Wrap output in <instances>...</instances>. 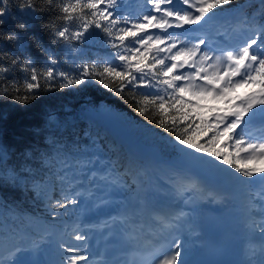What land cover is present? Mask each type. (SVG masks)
I'll return each instance as SVG.
<instances>
[{"label": "snow or ice", "instance_id": "6c2138e0", "mask_svg": "<svg viewBox=\"0 0 264 264\" xmlns=\"http://www.w3.org/2000/svg\"><path fill=\"white\" fill-rule=\"evenodd\" d=\"M48 2L51 4L53 0ZM146 3L153 14H143L135 19L118 13L121 0H68L62 3L59 12L63 15L57 18L66 23L62 30L57 28L51 33V43H63L75 53V44L93 42L98 31L106 37L105 44L115 50L112 58L74 63L76 72L69 75L57 70V59L43 49L51 66L43 72H30V81L24 84L25 95L9 97L0 94V100L10 98L21 106L34 102L39 97L41 76L51 85L49 90H55L57 85L61 90H68L89 83H97L119 94H123L129 86L130 90H154L138 97L134 93V107L141 116L149 112L157 115V125L170 134L175 133L171 139L179 155L194 167L216 174L226 171L229 173L227 180L235 186L249 191L258 186L260 198L264 200V166H256L264 164V25L254 28L242 44L216 55L213 50L202 47L207 45L204 37L188 46L185 40L169 30L184 29L186 36H192L210 27L218 11L233 4L234 0H146ZM20 11L29 14L28 19L18 24L24 30L38 9L29 2L21 5ZM6 14L5 9L0 7V25L5 23L3 17ZM74 20L79 24L73 29L68 24ZM6 38L18 49L24 48L23 41L16 34H7ZM7 71L0 67V73ZM253 86L258 91L230 96L239 89ZM206 100L224 101L228 107H206L201 103ZM205 112L210 115H203ZM253 127L259 135L249 139L251 133H246V129ZM97 163L103 165L104 161L81 159L77 161L75 174L64 172L60 176L61 198L55 203L52 202L54 195L51 188L35 185L37 194L48 202L53 219L66 214L69 206L77 207L82 199L92 197L90 191L85 192L81 187L85 178L89 183L98 179L111 186L120 185L111 171L99 175L94 169L88 171ZM0 178L19 182L14 173L3 170H0ZM108 203L105 199L94 205L100 207ZM261 212L264 213V205ZM187 217L188 214L183 211L169 219L158 217L163 225L160 239L137 264H187L184 241L169 231L177 225L183 227L187 224L191 228ZM126 219V215L121 213L112 216L110 221L105 220L103 226L111 229ZM35 227L41 228L39 222ZM260 227L264 231V219ZM28 236V233L6 234L3 237L4 247L0 250V264H16L18 254L31 250L29 245L32 242L26 239ZM68 236L75 243L61 239L57 244V254L62 255L54 264H94L86 255L88 236L79 224Z\"/></svg>", "mask_w": 264, "mask_h": 264}, {"label": "trees", "instance_id": "16d2710c", "mask_svg": "<svg viewBox=\"0 0 264 264\" xmlns=\"http://www.w3.org/2000/svg\"><path fill=\"white\" fill-rule=\"evenodd\" d=\"M29 2L35 4L38 12L28 20L29 26L21 30L18 24L28 19L29 14L22 13L20 6ZM66 2L0 0V7L7 13L3 17L5 23L0 25V67L9 70L0 73V94L9 97L26 94L24 84L30 81V72H43L51 66L43 49L57 59V70L69 75L76 72L74 63L112 58L115 50L105 44L106 37L98 31L93 42L75 44V53L63 43H51V33L57 28L62 30L66 23L57 18L62 17L59 7ZM237 9L242 10L238 28L251 30L264 25V0H234L217 14ZM78 24L74 20L68 26L74 29ZM10 33L23 41V49L8 42L6 37ZM39 84V97L34 102L21 106L10 98L0 100V170L19 178L18 183L0 178V243L5 242L6 234L28 233L34 242L43 244L53 229L69 221L75 207L69 206L66 214L53 219L48 202L37 194L35 185L51 188L55 203L61 198L60 176L64 172L75 174V166L81 159L111 165L124 177L130 196L138 194L148 182V175L144 172L142 176L140 172L146 159L129 158L120 136L130 138L144 151L155 152L163 161L183 160L171 139L175 133L161 129L156 123L157 115L149 112L141 116L134 107L133 94L138 97L150 90H130L129 86L119 94L97 83L68 90L57 85L55 90H49L51 85L43 76ZM36 222L40 229L35 227Z\"/></svg>", "mask_w": 264, "mask_h": 264}, {"label": "rangeland", "instance_id": "374dc122", "mask_svg": "<svg viewBox=\"0 0 264 264\" xmlns=\"http://www.w3.org/2000/svg\"><path fill=\"white\" fill-rule=\"evenodd\" d=\"M117 11L121 16L128 15L129 18H136L137 14L139 12H141L143 14H153L151 12L150 5H148L146 3V0H121V4H120ZM214 20H216V17ZM215 26L216 25H214L212 23L210 27L214 28ZM172 30L173 29H170L169 31L171 32ZM152 31L156 34L166 35V33H160L159 30H152ZM225 32L228 33V31H225ZM240 34H243V32H240ZM256 91H258V89H256ZM202 102H204V101H202ZM224 105H225V107H228V105L226 103H224ZM162 166L163 167H161L160 169H157L156 171L152 170L151 181H150V184L148 187H154L167 199L177 201L176 202L177 208H175V209L181 208V210L185 213L190 208L194 207L196 204L199 203L200 197L205 192L204 186L206 184L201 185L200 183H205V181H212V179H214L213 176L210 174L211 172H209L207 169L194 167L185 158H183L182 163L176 164L173 167L168 166V164L162 165ZM156 167H158V166H156ZM91 170H92V168L88 169V171H91ZM95 171L97 173H100V174H103V173L107 174L109 171H111L112 175L117 177V174L109 168L104 169V170H95ZM213 183L214 182H212V184ZM91 186L93 188L98 189V191H96V194H95L96 197L100 193L105 191V190H103V191H99V190L106 189L109 187H112L118 193L123 192L121 185L111 186L108 183L99 181L98 179H94L91 182ZM81 187H82L83 191H86V189L84 188L83 185H81ZM210 188H212V186L208 187V191H206V194H208V195L211 193ZM247 190L248 189H246L244 187L242 188V190H240L242 192V194L244 193L243 195L246 198L249 197ZM143 191H142V193H143ZM120 198H121V196H119L117 200H119ZM188 198L192 199L194 201V204L193 203L192 204L186 203L189 200ZM78 199H79V197H78ZM135 201L139 202L138 197H131L130 199H126L124 197V202L122 203V209H123L122 211H123V213L129 212L130 214H129L128 218H130V220L133 223H138V222H140V219H142V215L139 212L140 210L135 212V209L131 208L132 203ZM83 202H84V199H83ZM139 204H141V202ZM80 205H82L81 202H80ZM88 209L89 208L87 207V205L85 207L82 205L81 208H79V210H77V213L75 216V217H79L77 223L83 222L85 220V219H83L84 217L82 218V212L84 210L87 211ZM101 211H102V209H101ZM72 224H73V220L69 223L70 227L72 226ZM70 232H72L71 228L70 229L69 228L59 229L55 232L56 233L55 235L51 236V238H52L53 242H58L61 239H63V240L68 241L70 243H75V241L69 240L68 237L65 238V235L66 234L68 235V233H70ZM260 239L263 240L264 236L260 237ZM88 242L89 241H87V244H86V251H90ZM3 247L4 246L0 245V249H3ZM29 247H30V249L33 248L34 251H36L37 255L40 257V258H37V261H39L40 259L44 260V258H46V251H45V249H43V247L38 248L35 245H33L32 243L29 245ZM48 249H55L54 251H57V245L55 243L48 244ZM30 255H34L33 252L31 254L30 253H28V254L20 253L17 255V257L15 259L19 258L20 264H25V262H26L25 257H28ZM37 261L35 260L34 263L39 264V262H37ZM50 264H54V262H51Z\"/></svg>", "mask_w": 264, "mask_h": 264}, {"label": "bare ground", "instance_id": "6f19581e", "mask_svg": "<svg viewBox=\"0 0 264 264\" xmlns=\"http://www.w3.org/2000/svg\"><path fill=\"white\" fill-rule=\"evenodd\" d=\"M243 32H246L247 31V29L246 28H243V30H242ZM185 32H183V36H185ZM248 37V36H247ZM127 155H130V154H127ZM221 167H223V166H221ZM100 173H98V175H99ZM212 176H213V178L214 179H212V181H205V183H200L201 185L203 184V185H205L204 187H205V189H204V191H207V187H209L211 184H212V182H214L211 186H214V187H218V188H226V190H232L233 191V193L235 194L234 196H233V204H235L236 205V207H237V209H238V211H236L237 213L239 212V214L240 215H242L243 216V218H244V220H247V218H248V216H249V214H248V210H247V208L245 207V205H246V201H245V196L242 194V192L240 191V190H242V186H235V185H233V184H231L228 180H227V176L229 175V173H227L226 171H224V172H221L220 174H216V173H210ZM237 191V193H235ZM240 193H239V192ZM204 194H205V196H204ZM204 194H203V196L202 197H200V199H202L197 205H195L194 207H192V208H190L186 213L188 214V217H187V219H188V221L190 222V224H191V228H189V227H187L186 225L187 224H185L183 227H184V237H192L193 236V232L196 230V228H197V220H198V217H199V215H201V214H203V208L205 207V206H209V205H211L213 202H214V199H213V201H212V198H211V195H208V194H206V192H204ZM206 195H207V197L208 198H204V197H206ZM109 201V200H108ZM188 202L190 203V204H194V201H192V199H189L188 200ZM113 205V203H112V201H109V203L107 204V205H101V206H104V207H106V208H109V207H111ZM100 206V207H101ZM218 206H219V204H216L214 207H215V209L216 208H218ZM109 213V215L110 216H113L114 214H112V212H108ZM109 215H106L105 216V220H110V217H109ZM195 218L194 219V222L192 221V218ZM96 219V218H95ZM94 219V220H95ZM245 224V226H243V228H244V230H247L248 231V233H250V231H251V228L247 225L248 224V222L247 221H245L244 222ZM114 229V228H113ZM118 230H120V231H122L123 232V228H118ZM107 231V230H106ZM117 235V234H116ZM87 236H88V239L87 240H92L93 239V237H91V233H87ZM198 236V232H197V235H196V237ZM255 240H257V239H255ZM262 247V249H264V245H262L261 246ZM95 253V251H93V254ZM186 256V255H185Z\"/></svg>", "mask_w": 264, "mask_h": 264}]
</instances>
